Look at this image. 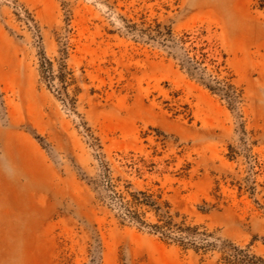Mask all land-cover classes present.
<instances>
[{
	"label": "rangeland",
	"instance_id": "obj_1",
	"mask_svg": "<svg viewBox=\"0 0 264 264\" xmlns=\"http://www.w3.org/2000/svg\"><path fill=\"white\" fill-rule=\"evenodd\" d=\"M259 4L0 0V264H264Z\"/></svg>",
	"mask_w": 264,
	"mask_h": 264
},
{
	"label": "trees",
	"instance_id": "obj_2",
	"mask_svg": "<svg viewBox=\"0 0 264 264\" xmlns=\"http://www.w3.org/2000/svg\"><path fill=\"white\" fill-rule=\"evenodd\" d=\"M259 3L260 7L264 8V0H259ZM169 37L171 38V33H169ZM173 43V46L179 47L180 51L176 57L180 65L187 71V73L202 82L211 92L222 94L227 97L229 91L233 90L234 87L224 80L220 81L212 78V75L207 72L204 63L198 61L196 57L190 55V51L184 47L182 39L174 40ZM140 195L148 202L151 201V195H147L142 192ZM154 204V201L149 202L150 207H153Z\"/></svg>",
	"mask_w": 264,
	"mask_h": 264
}]
</instances>
